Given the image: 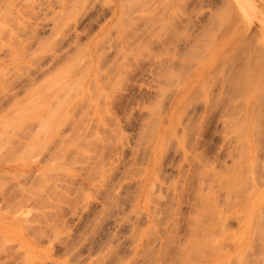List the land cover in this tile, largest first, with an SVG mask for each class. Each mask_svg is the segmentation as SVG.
I'll use <instances>...</instances> for the list:
<instances>
[{"label":"rangeland","instance_id":"rangeland-1","mask_svg":"<svg viewBox=\"0 0 264 264\" xmlns=\"http://www.w3.org/2000/svg\"><path fill=\"white\" fill-rule=\"evenodd\" d=\"M0 264H264V0H0Z\"/></svg>","mask_w":264,"mask_h":264},{"label":"bare ground","instance_id":"bare-ground-1","mask_svg":"<svg viewBox=\"0 0 264 264\" xmlns=\"http://www.w3.org/2000/svg\"><path fill=\"white\" fill-rule=\"evenodd\" d=\"M243 69V68H242ZM243 73V72H242ZM256 74V73H255ZM257 75H258V73H257ZM256 75V76H257ZM244 76H245V74H244ZM246 77V76H245ZM250 80V79H249ZM244 82H246V81H244ZM248 82V81H247ZM251 83V82H250ZM246 84V83H245ZM260 89V88H259ZM186 95V94H185ZM183 101V98H182V96H179L178 95V98H177V100H176V103H175V107H174V109H176V107L178 106V104H180L181 102ZM185 105V104H184ZM174 109H173V111H174ZM184 109V108H183ZM256 130V129H255ZM254 130V131H255ZM256 132V131H255ZM234 179V178H233ZM233 182V181H232ZM224 185H225V183H224ZM241 186V185H240ZM230 192V191H229ZM238 192V191H237ZM231 194V193H230ZM240 197V196H239ZM233 202V201H232ZM214 215V214H213ZM254 224V223H253ZM191 239V238H190ZM193 240V239H192ZM191 240V241H192ZM190 242V241H189ZM198 248V247H197ZM192 249V248H191ZM194 252V251H193ZM213 253V252H212Z\"/></svg>","mask_w":264,"mask_h":264}]
</instances>
